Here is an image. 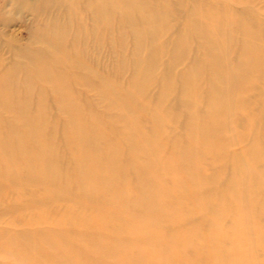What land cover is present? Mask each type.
Returning a JSON list of instances; mask_svg holds the SVG:
<instances>
[{"label": "bare ground", "instance_id": "6f19581e", "mask_svg": "<svg viewBox=\"0 0 264 264\" xmlns=\"http://www.w3.org/2000/svg\"><path fill=\"white\" fill-rule=\"evenodd\" d=\"M214 1H178L193 9L175 33L178 39H168L177 41L168 61H163L169 53L163 41L146 50L138 44L128 60L136 70L133 89L113 84L106 72L96 73L88 62L92 57L87 60L83 50L71 59L62 24L51 26L42 38L47 47L31 53L26 60L30 68L22 66L19 81L9 79L8 71L6 79L1 77L0 109L13 113V120L0 116V201L13 191L17 206L29 203L33 213L15 219L13 227L23 221L36 230L0 233V264L7 259L9 264H264V93L253 100L248 93L264 75V20L248 13L244 18L234 14L227 22L214 14L221 9ZM89 2L95 33L100 23L104 31H112L110 16L116 13L122 27L153 39L171 27L175 14L171 0ZM78 5L79 0L71 2V8ZM91 28L86 34L91 35ZM194 38L202 39L203 51L177 75L174 65L191 51ZM232 53L236 67L229 63ZM79 66L86 78L99 81L109 119L96 115L91 104L82 102L81 91L75 92L79 71L73 69ZM161 67L165 70L158 76ZM156 81L161 95L154 108L145 92ZM176 91L179 105L187 108L166 106ZM49 97L67 114L62 128L50 118ZM254 103L256 114L250 111ZM238 116L245 126L240 137L250 140L242 156L229 155L228 135L222 136ZM174 128L182 130L175 137ZM62 149L70 153L67 162ZM214 159L222 166L212 170ZM43 223L50 227L37 228ZM259 253L263 258H257Z\"/></svg>", "mask_w": 264, "mask_h": 264}, {"label": "rangeland", "instance_id": "374dc122", "mask_svg": "<svg viewBox=\"0 0 264 264\" xmlns=\"http://www.w3.org/2000/svg\"><path fill=\"white\" fill-rule=\"evenodd\" d=\"M72 1L73 0H69V1L68 0H0V79H1V77H4V79H6L5 77L8 75L7 74V71H8V73H9L8 78L9 79H11L10 78V75H11L12 81H14V80L16 81V79H17V81H19L21 79L20 76L23 74L22 70H25L26 68H28V69L30 68L31 64L27 63V61L29 62L31 60V58H30L31 53L35 52V51L44 50L48 44L47 43H46L47 45L44 44L46 41H44V43H43V40H45V39H42V38L44 36H45V38H47L46 34L49 31V29L51 28V26L56 25L59 27V25H60V27L64 26L66 28V31H65V37L66 38H65V45L64 46L65 47L67 46L66 50H70V53H68V54H69V57H71V59L72 58L74 59L76 56L79 57V55H76V54L77 53L80 54L79 52H82V50H83L84 57L87 58V60L90 59V57H92V59L95 58L93 60L94 64H95L94 66L92 65L93 64L92 59L88 60V62H89V65L91 64L90 66L92 67V69H94V71L96 73L103 75L106 72L104 75L108 74V78L111 79L110 81L113 84L119 85V86L123 85L124 87L132 88L133 87L132 83L134 82L133 79L135 80V78H136V70L133 67V63L130 61H132L131 55H133L134 50L136 49L138 44H140L141 47L144 50H146V49H148L147 47L151 46L153 43H155V42L162 43V41H163V44L167 45V47H168L167 51L169 52L167 55L163 56V61H165V62L168 61L171 58L170 53L171 54L173 53V51H172V50H174L173 47L175 46V44L177 42L176 41L175 43H173L174 41H172V40L178 39V37H179L178 33L180 32L181 28L183 29V25L186 24V21H187L186 20V15H187L186 13H187V11H191L193 9V8H191L192 5H190L189 3H188L189 5H186V6L189 7L190 10H189V8H186V6L181 7L179 2H178L180 0H171L172 6L175 9L174 17L170 20L171 21V27L169 29H167L166 31H164V33L162 32L158 37H155L152 39V37H150L148 34H146L144 32L138 33L137 31H134V30L129 31L126 28H124V26L122 27V24L118 21V17H116V13H112V15L110 16V18H111L110 25H111L112 31H110V32L104 31L103 24L100 23L99 29L95 33L92 30L93 29L92 25L94 24L95 19H93V17L91 16L90 2H89L90 0H87V2H86V0H79V5L77 7H79V9H81V10H79L78 8L76 9L75 7H73L75 9L71 8V2ZM69 2H70V4H69ZM154 2H156V0H154ZM214 2L217 3L218 8L221 7V9L219 8V10L217 8H215L214 14L219 16V17H224L225 21L227 20V22H229V20H228L229 17L231 19V16H233L234 14L244 18V16L246 17V15L248 13L250 15L252 14V16L254 14L255 15L254 17L255 18L257 17V19H259L261 21L264 20V0H240V1L239 0H237V1L236 0H234V1L233 0H216ZM239 2H241V3H239ZM147 5L148 4H146L144 6L146 7ZM84 7L86 10L84 9ZM233 9H234V11H233ZM68 10L73 11V13H72L73 18H69L72 16H68L69 14L71 15L70 11H68ZM227 10L229 11V13L227 12ZM83 11H85V14ZM65 12H67V13L65 16H63L65 14ZM82 12H83V14H82ZM88 12L90 14L89 16L87 15ZM75 13H77V14L75 15ZM78 13H80L82 15H80ZM60 17L62 19H60ZM65 17H67V20ZM89 17H91V18H89ZM82 18L84 20H81V21L82 22L84 21L83 23L85 25H83L82 22L80 21V19H82ZM261 18H263V19H261ZM60 20H61V23H60ZM87 20L90 21V23H88ZM113 20L116 22V24ZM51 21L52 22L56 21V23L55 22L52 23ZM62 21L63 22L65 21V24L67 26L65 24H63ZM67 21H69V23ZM73 21L75 24L77 23L76 24L77 26H75V28L72 29V26L74 24ZM76 21H80L81 23L76 22ZM79 24H80V26L78 27ZM70 25H71V27H70ZM81 26H83V28ZM86 26H87L88 30H90V27H92L91 28L92 31H90L92 36L88 35L89 31H87ZM67 27L71 28L72 30L71 29L67 30ZM78 28H80V29H78ZM84 28H86V30H85L86 32L84 31ZM121 28H122V30H121ZM81 30H83V31H81ZM120 30H121V32H120ZM80 31L83 32L81 35L86 37L85 38V37L81 36L82 39L84 38L83 40L80 39L81 37H79L80 33H81ZM75 32H77V33L75 34ZM176 32H178V33L175 34ZM86 33H88V34H86ZM126 33H129V34L127 35ZM112 34H113V36H112ZM121 34L124 35L123 36L124 39L121 38ZM130 34H131V36H129ZM172 34H174V35H172ZM104 35L106 37L107 36L108 37L107 38L104 37L105 38L104 39L103 38ZM114 35L118 36L117 37V39H119L118 41H116L117 39ZM147 35H148V38L146 41ZM167 35H169V36L166 37ZM76 36H77V38H76L77 41H76V39H74V37H76ZM171 36H173V39L171 38L172 42L170 40H168V39H170ZM67 38L70 40H68ZM78 38L80 41L78 40ZM127 38H129V39H127ZM150 38L152 39V41ZM100 39H101V41H100ZM131 39L133 40L134 43L132 42ZM85 40H86V42H85ZM66 41L68 42L67 44H66ZM71 41L73 42L72 43L73 45L75 43L74 47L70 46V45H72L70 43ZM198 41L200 42L199 44H198ZM97 42H99V43H97ZM169 42L172 43V46ZM201 42H202V39L200 41L199 38H198V40L195 38L192 40L191 51H189L188 54H186V56H184V58H181L182 60H179L178 63H175L176 66L174 65V69H173L175 74L181 75L182 72L185 73L186 68L187 67L189 68V66L192 65L193 60L195 59V58L192 59V57H198L199 55H201L202 52H200V51H203L202 48L199 47ZM81 43H82V45H81ZM68 46H69V48H68ZM75 46H76V48L79 46L78 48L80 50L78 51L75 48ZM170 46L172 48H170ZM83 47L84 48L87 47V49L85 48V50H87L88 52H86V51L84 52ZM132 50H133V52H132ZM118 51L119 52L121 51L120 54L118 53ZM73 52H74V54H73ZM86 53H89V54L87 55ZM130 53H132V54H130ZM74 55H75V57H73ZM230 55L231 56L229 57V63H230V65H233L232 67H236L237 66L236 60H238V59H236V60L234 59V56L237 57L236 53H232ZM237 55H238V53H237ZM76 59H78V58H76ZM20 60H22V61H20ZM128 60H130V61H128ZM227 60H228V58H227ZM128 62H130V64ZM25 63L27 64L26 66H24ZM15 64L17 67L14 66ZM22 66L25 67V69H23ZM12 68L14 69L15 74L13 73L14 71H12L13 70ZM97 68H98V70H97ZM10 69H11V71H10ZM100 69L104 70V71H102L103 73H100L101 72ZM119 69H121V70H119ZM73 70L75 71V73L78 71L80 72V73L79 72L76 73L75 79L77 78L76 79L77 81H76V84L74 85V87H75L74 90L78 94L81 91L79 96H80L82 102H84V104L88 103L86 105L91 104V106H93V108H94L96 115L103 117V118L105 117V119H109L111 115H110V113H107V112H109V111H107L108 100L103 96L100 88L98 87V86H100L99 81L97 79H94V78H91V79L86 78L87 72H86V70H84L83 67L79 66V67L74 68ZM73 70L70 72V74H73L72 73V72H74ZM117 70L121 71L122 74ZM164 70H165V67H161L160 70L157 71L158 76L162 75L164 73ZM20 72L22 74L19 76ZM83 73H84V75H83ZM109 73L112 76L109 75ZM78 74L80 77L78 76ZM81 77H83V78H81ZM114 79H115V81H114ZM3 81H5V80H3ZM3 81L1 83H3V85H4ZM158 83L159 82L156 81V82L150 84L149 87H147L146 92H145L146 98L148 97V99H146V100L150 101V104H149V101H147L148 104L154 108H155V106L157 107L159 105V100L157 97H160V96H158V94L161 95V91H160L161 84L160 83L158 84ZM44 84L47 85V83H44ZM81 84L82 85L84 84V85L82 86ZM126 84L131 85V87L126 85ZM3 85H2V87L0 85V89L3 88ZM78 85H79V87H78ZM133 85H135V83ZM96 86L98 88H96ZM76 89H79V90H76ZM1 91L2 90H0V98H1V93H2ZM98 92H100V93H98ZM248 93L250 94L251 100L262 96V93H264V75L258 76L256 78L254 83L250 86V88H248ZM81 94H82V96L87 97L88 99L82 97ZM97 96H98V98H97ZM168 97H169V99L166 97V99H168V101H166L165 104L170 109H175L177 107L176 109L183 110V109L187 108L184 104L180 103V105H179V102H180L179 91L172 93V95H169ZM48 99H49L48 100L49 101L48 110L50 112V115L52 116V117L50 116V118L52 120L56 121L57 125H59V128H60V126L62 128V126L65 123L64 121L67 118V114L60 111L57 107V104L52 103L53 100L51 99V97H49ZM96 99H99V100L96 102V104H93V102L95 103ZM11 102L13 103V101H11ZM105 103L107 104V107H106ZM154 103H157L158 105L154 104ZM232 104H233L232 107H234L236 105L235 101H232ZM181 105H183V106H181ZM251 107H252V109L250 111L251 112L253 111L252 113L256 114L259 111L257 104L254 103ZM6 112L7 111H4V110L1 111V109H0V116H2V118H4V119L9 118V120L12 121L13 116H10V115H13V113H11V112L6 113ZM1 113H2V115H1ZM4 114L5 115L8 114V116H10V117H7V116L5 117ZM106 115H108V116L106 117ZM56 118L58 119V121ZM231 119H232V120H230L231 122L229 121V123H231V125L228 124V126H227L228 128L226 127L227 129L226 128L224 129V131H226V133L224 132L222 136H224L226 138L227 137L226 134L228 135V137H227V140L229 143V144L227 143L228 154L229 155L242 156L244 153V150L248 147V145L250 143L249 139L243 140L240 137V134L243 132L244 127H245L244 121H243L244 118L238 116V117H236V119H234L233 117ZM59 123H61V124H59ZM143 125H144L145 129H149L150 124L148 122H144ZM172 125H174V122H172ZM181 132H182L181 129L177 130L174 128L172 135H174V137H175L176 135H178ZM59 135L60 134H58V137H59ZM61 158L63 161L67 162L70 159V153H68V151L62 149ZM209 161H211V160L209 159ZM220 166H222L221 161L219 159H214V162L212 163L211 169L213 170V169H216L217 167H220ZM208 168L206 170L209 171L210 169H208ZM224 173L227 176L230 175L231 169L227 170L225 168ZM242 184H247V180H243ZM35 190H38V189H35ZM245 190H246V188L244 189V192H245ZM29 191H30V189H25L24 193L27 194ZM16 201H17V197L13 191H10V192L3 194L2 199L0 201V233H2V232L3 233L4 232L20 233L21 231L26 232V231L36 230V228H34V227H28L27 225H24L23 221H22L23 223L17 222L16 223L17 225L14 224V227H13V221L15 219L20 220L23 217L30 216L34 211L29 203H24L25 206H17L15 203ZM26 201L27 200H23V202H26ZM186 205L189 206L190 203L187 202ZM59 209L60 210L64 209V204H62ZM199 217H200L199 215H196L195 219H198ZM19 223H20V225H19ZM49 227L50 226L47 223H43V224L39 225V227H37V228L47 229ZM257 258L258 259L263 258L262 254L259 253L257 255ZM10 261H11L10 259H7V260L2 261V263L3 264H9ZM258 262L260 263V261L257 260L256 264Z\"/></svg>", "mask_w": 264, "mask_h": 264}]
</instances>
